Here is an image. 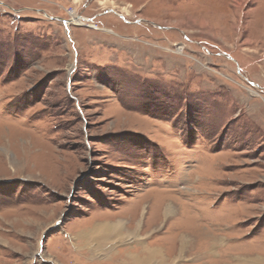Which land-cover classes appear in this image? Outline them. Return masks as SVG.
<instances>
[{
    "label": "rangeland",
    "instance_id": "1",
    "mask_svg": "<svg viewBox=\"0 0 264 264\" xmlns=\"http://www.w3.org/2000/svg\"><path fill=\"white\" fill-rule=\"evenodd\" d=\"M152 251L264 257V0H0V264Z\"/></svg>",
    "mask_w": 264,
    "mask_h": 264
},
{
    "label": "bare ground",
    "instance_id": "2",
    "mask_svg": "<svg viewBox=\"0 0 264 264\" xmlns=\"http://www.w3.org/2000/svg\"><path fill=\"white\" fill-rule=\"evenodd\" d=\"M75 18H76L75 15H73L72 20L74 22L82 24L81 22H78L79 21L78 19H75ZM169 212H170V214L173 213L172 206L167 207L166 214L169 215ZM138 226H139V223L136 224V229L138 228ZM136 231L137 230L132 232V231H130V229H127V227H125L124 223L121 222L120 220H117V221L111 222V223H106V222L96 223L91 228H89L87 231L80 232L77 235L78 237L77 236L74 237V240L79 241L80 237L81 238L84 237L85 241H83L82 243H86L87 246H92L91 244H93V242H96L94 244L95 250L99 249V247H103L101 251L108 253L109 249L111 250L110 246L112 248H113V246L114 247L115 246H123V245L127 244L128 239L132 238L133 236H135V238L137 239L138 237L136 236L137 235L136 233H138V231L137 232ZM100 237H102L103 240L100 239ZM183 238H185V237H183ZM114 242H117V245L113 244ZM184 250H185V248H184ZM157 253H158L157 251H152V254L150 256V257H152L154 255L153 256V257H155V258H153L154 261L149 257V258L143 259L142 261H137V263L138 264H169L170 263V262L164 261L163 259L157 260L156 259ZM143 255H145V254H143ZM131 258L134 262H136V258H134V257H131ZM177 259H179V258L172 259V260H177ZM127 264H128V261H127Z\"/></svg>",
    "mask_w": 264,
    "mask_h": 264
},
{
    "label": "crops",
    "instance_id": "3",
    "mask_svg": "<svg viewBox=\"0 0 264 264\" xmlns=\"http://www.w3.org/2000/svg\"><path fill=\"white\" fill-rule=\"evenodd\" d=\"M230 259L231 262L224 264H264V257L259 255H231Z\"/></svg>",
    "mask_w": 264,
    "mask_h": 264
},
{
    "label": "water",
    "instance_id": "4",
    "mask_svg": "<svg viewBox=\"0 0 264 264\" xmlns=\"http://www.w3.org/2000/svg\"><path fill=\"white\" fill-rule=\"evenodd\" d=\"M54 19L58 20L57 18H54ZM62 22H63V24L67 25V24H69L71 21H70V20H66V21H63V20H62Z\"/></svg>",
    "mask_w": 264,
    "mask_h": 264
},
{
    "label": "flooded vegetation",
    "instance_id": "5",
    "mask_svg": "<svg viewBox=\"0 0 264 264\" xmlns=\"http://www.w3.org/2000/svg\"><path fill=\"white\" fill-rule=\"evenodd\" d=\"M258 88H260V86H257Z\"/></svg>",
    "mask_w": 264,
    "mask_h": 264
}]
</instances>
